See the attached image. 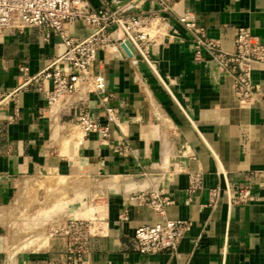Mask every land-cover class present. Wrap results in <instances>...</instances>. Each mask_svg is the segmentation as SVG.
<instances>
[{"label": "crops", "instance_id": "1", "mask_svg": "<svg viewBox=\"0 0 264 264\" xmlns=\"http://www.w3.org/2000/svg\"><path fill=\"white\" fill-rule=\"evenodd\" d=\"M86 1L99 9L127 0ZM169 1L175 12L168 15L169 36L151 48L154 67L129 56L117 41L98 52L95 71L106 77L111 98L101 104L91 97L80 110L102 125L108 123L107 109L115 110L107 140L85 134L73 111H48L49 81L33 80L3 102L0 96V264H68L64 241L49 238L42 247L26 249L14 228L22 216L17 203L34 179L53 181L50 204L41 213L50 226L85 216L86 203L99 197L94 218L103 233L82 264H264V66L252 71L254 101L241 104L234 75L207 54L197 61L192 35L178 20L191 16L232 52L240 27L264 43V0ZM144 9L154 14L160 7L147 3ZM67 32L82 40L93 29L73 22ZM65 51L58 36L47 40L36 27L0 33V93L19 89L22 66L35 77ZM195 175L202 184L191 192ZM245 187L250 199L235 202ZM143 191L169 200L164 218L129 202ZM164 219L191 224L178 250L141 255L136 230Z\"/></svg>", "mask_w": 264, "mask_h": 264}, {"label": "built area", "instance_id": "2", "mask_svg": "<svg viewBox=\"0 0 264 264\" xmlns=\"http://www.w3.org/2000/svg\"><path fill=\"white\" fill-rule=\"evenodd\" d=\"M147 3H156L160 7L159 12H146L144 6ZM174 12L169 0H127L99 9L93 8L86 0H0V33L12 28L22 32L26 28L36 27L45 32L47 40L56 35L66 47L64 54L56 57L48 69L35 77H29L28 67L22 66L20 70L25 81L17 91L0 93L1 101L14 97L33 80L49 81L51 89L44 91L48 111L59 106L73 111L78 126L85 134L96 132L101 139L107 140L111 134V124L116 120L115 110L107 109L108 123L104 125L95 121L89 111L80 110L91 97H97L101 104H106L111 98L106 77L95 71L98 52L115 41L120 48L129 41L135 54L154 67L151 48L159 39L169 36L168 15ZM178 20L192 35L195 59L202 62L205 54L209 55L222 72L234 75L238 101L243 105L254 101L257 87L251 75L256 65L264 66V43L258 41L249 28L240 27L235 38V49L228 52L191 16L181 15ZM73 22H83L93 32L85 39H74L67 32V25ZM201 184V176H193L190 191L199 190ZM217 196L218 191L213 190L211 201L214 202ZM250 197L251 190L245 187L239 190L235 202L243 203ZM129 202L149 206L163 218L170 204L158 191L133 194ZM190 226L187 221L168 219L141 226L134 235L138 252L141 255L175 253ZM102 233V224L96 218H70L55 223L50 237L64 241L68 264H82L91 253L93 239Z\"/></svg>", "mask_w": 264, "mask_h": 264}, {"label": "rangeland", "instance_id": "3", "mask_svg": "<svg viewBox=\"0 0 264 264\" xmlns=\"http://www.w3.org/2000/svg\"><path fill=\"white\" fill-rule=\"evenodd\" d=\"M52 182L53 181L49 179H34L29 181L25 196L17 203L16 211L22 214V216L15 222L14 228L17 229V233L22 235V245L25 246L26 249L42 247L47 243L49 238H51L50 233L52 225L46 224V220H44L43 217L48 216H46V214L43 216L41 213L43 207L50 204L49 202L52 198L51 192H53V189H51V186H53ZM75 185L78 188L81 183L76 182ZM46 189L47 192L50 190L48 195L43 193ZM76 200H81V203L84 202L82 195H77ZM98 202L99 197L93 195L90 201L85 205V210L88 211V214L78 217L94 218L95 215L100 212Z\"/></svg>", "mask_w": 264, "mask_h": 264}, {"label": "water", "instance_id": "4", "mask_svg": "<svg viewBox=\"0 0 264 264\" xmlns=\"http://www.w3.org/2000/svg\"><path fill=\"white\" fill-rule=\"evenodd\" d=\"M122 48L129 56L135 54V49L133 48L132 44L129 41H126V43L122 45Z\"/></svg>", "mask_w": 264, "mask_h": 264}, {"label": "bare ground", "instance_id": "5", "mask_svg": "<svg viewBox=\"0 0 264 264\" xmlns=\"http://www.w3.org/2000/svg\"><path fill=\"white\" fill-rule=\"evenodd\" d=\"M100 194V193H99ZM94 209V208H93ZM97 212H98V210H97ZM95 215V214H94Z\"/></svg>", "mask_w": 264, "mask_h": 264}]
</instances>
